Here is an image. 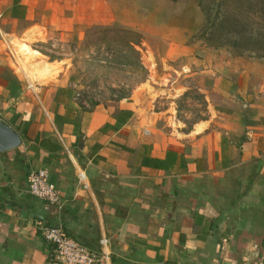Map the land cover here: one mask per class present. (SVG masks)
<instances>
[{"label": "crops", "instance_id": "obj_1", "mask_svg": "<svg viewBox=\"0 0 264 264\" xmlns=\"http://www.w3.org/2000/svg\"><path fill=\"white\" fill-rule=\"evenodd\" d=\"M103 1L0 0V121L20 139L0 152V264H57L46 227L95 254L105 237L110 264H264L263 86L160 58L162 76L146 80L153 92L86 110L67 54L47 84L13 63L28 39L65 51L94 26L139 30L149 20L131 17L133 0ZM192 90L204 118L183 130L177 102ZM40 169L59 205L29 194L27 176Z\"/></svg>", "mask_w": 264, "mask_h": 264}, {"label": "rangeland", "instance_id": "obj_2", "mask_svg": "<svg viewBox=\"0 0 264 264\" xmlns=\"http://www.w3.org/2000/svg\"><path fill=\"white\" fill-rule=\"evenodd\" d=\"M133 1L131 17L135 20L137 12L149 20L144 24L133 20L131 24L137 23L143 29L94 26L78 47L69 44L65 51L56 45L40 50L32 47V39H28L24 41L28 46L22 42L19 45L20 52L13 63L22 64L31 79L47 84L64 71L62 60L67 54L70 61L66 74L76 101L86 110L115 106L133 91L146 88L153 92L146 80L156 81L155 77L162 76V67L154 62L160 58L171 64L196 61L193 72L198 77L200 70L211 76L224 71L248 76L254 86L264 87V0ZM143 31L148 37L142 36ZM177 111V120L185 123L183 130L204 118L198 92L192 90L179 100Z\"/></svg>", "mask_w": 264, "mask_h": 264}, {"label": "built area", "instance_id": "obj_3", "mask_svg": "<svg viewBox=\"0 0 264 264\" xmlns=\"http://www.w3.org/2000/svg\"><path fill=\"white\" fill-rule=\"evenodd\" d=\"M79 183H83V173L77 175ZM84 187L87 186L84 184ZM27 190L30 195L49 205H59V195L54 183L50 180L46 169L32 170L27 176ZM45 242L53 247V258L57 264H110L107 251L108 241L100 239L101 252L95 254L72 240L61 227H46L42 233Z\"/></svg>", "mask_w": 264, "mask_h": 264}, {"label": "water", "instance_id": "obj_4", "mask_svg": "<svg viewBox=\"0 0 264 264\" xmlns=\"http://www.w3.org/2000/svg\"><path fill=\"white\" fill-rule=\"evenodd\" d=\"M19 145L18 135L0 121V152L12 150Z\"/></svg>", "mask_w": 264, "mask_h": 264}, {"label": "trees", "instance_id": "obj_5", "mask_svg": "<svg viewBox=\"0 0 264 264\" xmlns=\"http://www.w3.org/2000/svg\"><path fill=\"white\" fill-rule=\"evenodd\" d=\"M130 44H133V43H130Z\"/></svg>", "mask_w": 264, "mask_h": 264}]
</instances>
